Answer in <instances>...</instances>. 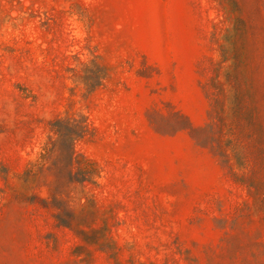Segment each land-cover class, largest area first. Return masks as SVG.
Wrapping results in <instances>:
<instances>
[{
    "label": "rangeland",
    "instance_id": "obj_1",
    "mask_svg": "<svg viewBox=\"0 0 264 264\" xmlns=\"http://www.w3.org/2000/svg\"><path fill=\"white\" fill-rule=\"evenodd\" d=\"M0 264H264V0H0Z\"/></svg>",
    "mask_w": 264,
    "mask_h": 264
}]
</instances>
